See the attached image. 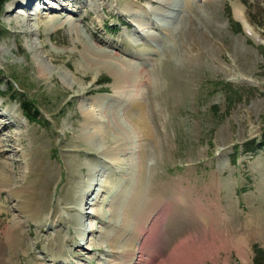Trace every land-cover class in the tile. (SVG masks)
<instances>
[{"label":"rangeland","instance_id":"1","mask_svg":"<svg viewBox=\"0 0 264 264\" xmlns=\"http://www.w3.org/2000/svg\"><path fill=\"white\" fill-rule=\"evenodd\" d=\"M248 1L6 3L0 126L7 127L0 132V164L8 162L9 179L0 180V264H131L117 257L135 236L133 216L123 219L120 211L129 202L136 208L130 190L139 173L140 207L153 199L159 204L143 208V233L132 246L147 245L132 264H253V246L264 248V146L238 156L233 147L264 135V43L233 30L226 14L229 5L240 18V9L264 40V0ZM141 8L149 10L151 25L134 22ZM60 18L67 21L53 28ZM86 43L147 70L136 99L150 135L133 129L141 109L128 95L115 94L110 68L86 61ZM15 89L35 99L48 123L24 117L10 97ZM95 95L102 100L91 101ZM86 109L104 130L86 122ZM108 147L123 154L107 155ZM14 216L22 224H14ZM151 228L163 255L153 257L149 249ZM121 232L123 241L111 246L108 240ZM81 241H89L81 243L84 251Z\"/></svg>","mask_w":264,"mask_h":264},{"label":"bare ground","instance_id":"2","mask_svg":"<svg viewBox=\"0 0 264 264\" xmlns=\"http://www.w3.org/2000/svg\"><path fill=\"white\" fill-rule=\"evenodd\" d=\"M26 1V0H25ZM45 1V0H43ZM137 1V0H135ZM151 1H157V2H162L163 0H147V2H149L151 4ZM166 1H171V0H166ZM163 3V2H162ZM77 5V4H76ZM131 7H133L134 5H130ZM136 6V5H135ZM141 7H143V5H141ZM156 9L159 8L158 6H154ZM146 8V7H145ZM161 8V7H160ZM159 8V9H160ZM58 9V8H57ZM132 8L128 9L127 12H129L131 14V11ZM142 9V13L139 14V16H134V20L136 22L139 23L140 26H143V25H151V20L149 19V10L148 9H144V8H141ZM61 10V9H60ZM162 10V9H161ZM160 10V12H161ZM22 11V10H21ZM164 11V10H162ZM137 12V11H136ZM236 12H237V16H240L242 15L241 14V11L239 9H236ZM159 13V12H158ZM163 13V12H162ZM138 14V13H137ZM136 15V14H135ZM158 15V14H157ZM162 15V14H161ZM158 17V16H157ZM154 18V17H153ZM159 19V18H158ZM164 20V19H163ZM167 20V19H166ZM67 21V19H58L56 24L54 25L53 28H56L60 25H63L64 22ZM162 22V21H161ZM156 23V22H155ZM153 25V24H152ZM156 25V24H155ZM52 28V29H53ZM142 45V44H141ZM82 54L84 55V57L86 58V61L92 65V66H102V67H106V68H110L114 73L113 75L116 77L115 78V81H114V92L115 94H119V95H122V96H127L128 97V100L132 103V102H135L134 104L137 106L136 109H141V112H142V115L144 113V108H143V105H142V102L137 101L136 97L137 95H139L138 93H140L138 90L143 89V84H146L148 82V74H146V71H144L143 69H141V65L133 60H128V59H124V57H121L119 54H117L116 52L114 51H106L104 49H96L94 48L93 46H91L90 44H85L84 47H83V50H82ZM148 61H149V58H147ZM120 61H123V63L126 64V67L123 69V64H121ZM138 65V66H136ZM138 91V92H136ZM103 98V97H102ZM91 101H94V102H97L98 100H102L100 98V96H92L90 97ZM104 99V98H103ZM144 101V100H143ZM140 102V103H139ZM84 103V102H83ZM91 105V104H90ZM99 105V104H98ZM134 105V106H135ZM96 106V105H95ZM95 108V107H94ZM87 120L86 122L88 124H93V126H96L97 127V131H102L104 129H102V126L101 125H97L99 123V120H97V118H94L95 115L92 111L90 110H87ZM140 112V113H141ZM84 114V113H83ZM133 116V115H132ZM131 116V117H132ZM0 118H1V114H0ZM116 119H118L116 117ZM115 119V120H116ZM132 120V118H131ZM135 121V122H134ZM115 122V121H114ZM151 123V122H150ZM103 124V123H102ZM132 125H133V129H135V131L137 132H142V133H145V134H148L150 135L151 132H152V128L151 126L149 125V121L147 119V117H145L143 115V117H139L135 120H132ZM105 126V125H104ZM7 127V124L2 122L1 123V126H0V132L3 131L5 128ZM91 127V126H90ZM108 128V127H106ZM105 133V132H104ZM7 137H10L9 140L10 141H16V137L13 136V135H10V136H7ZM142 138V137H141ZM133 140V139H132ZM99 144V142H97ZM134 143V142H133ZM116 148H122L124 147L126 151L128 152H132L129 150L128 146L126 145H121V144H118L116 143ZM140 146V144H139ZM130 147V146H129ZM125 152V151H124ZM142 151L140 150L139 153H141ZM4 155L7 153V150H3L2 152ZM105 153L107 155H110V153H112L111 155L115 157L117 156H121L123 153H117V152H113L112 149L110 147L106 148L105 150ZM103 154V153H102ZM138 155V154H137ZM112 158V157H111ZM113 158V159H114ZM118 158V157H117ZM144 158V157H143ZM5 161V160H4ZM116 161V160H115ZM117 162V161H116ZM10 163V162H9ZM118 163V162H117ZM138 163V162H137ZM8 162H5V164H0V178H2L4 181H6L7 179H9V175H8V169L9 167H7L8 165ZM142 164V163H141ZM98 165V164H97ZM140 165V164H139ZM138 165V167H139ZM10 166V165H9ZM97 167V166H96ZM145 170V169H143ZM141 168L139 169L140 172L143 171ZM148 170V169H147ZM137 171V170H136ZM143 179V175L141 173L138 174V186L133 188L132 190H130V193H133L132 194V199L131 200H137V201H134L135 204H136V208H131L130 206V202L128 203V205L126 206L127 208L125 209V212L124 210L120 211L121 215L123 216V219L124 216L128 217V216H133L134 218V239L131 240V245L128 244V243H125V247H129V248H126L124 249L123 251L120 252V254H117V257H120V258H123V259H127L126 261H130L129 263L132 264L133 260H134V257H135V254L137 251L140 252V249H145L146 248V243L144 241L141 242L140 246H132L135 244V242L137 241V236L136 234L139 233V232H142L143 233V223L144 221L142 222L143 218H145V213L143 212V208H145L147 211H150V209L152 208H155L159 202L155 203V200L153 199L150 203H148L147 205L144 204V207L142 206V208L140 207V203L141 201H144L143 197L139 194L138 196H136L135 194H137V192L141 191L142 187H141V184L140 182L142 181ZM99 183V182H98ZM107 183V182H106ZM104 184V183H103ZM160 186V185H159ZM106 187V186H105ZM89 189V192L86 191L85 192V195H89L91 196V194H93V192L91 191V189H93L92 187H88ZM96 189V188H95ZM102 190V189H101ZM107 190V189H106ZM105 191V190H104ZM125 191V190H124ZM128 192V191H127ZM113 193V192H112ZM125 194V192H124ZM128 194V193H126ZM136 197V198H135ZM149 198V197H148ZM92 201V200H91ZM90 201V203H91ZM157 201H159L157 199ZM168 201V200H167ZM165 203V202H164ZM167 203V202H166ZM165 203V204H166ZM170 204V203H169ZM87 205V204H86ZM168 205V203H167ZM135 206V205H134ZM166 206V205H165ZM1 207V206H0ZM170 207V206H169ZM166 208V211H167V207H164L163 206V209ZM88 209V208H87ZM130 209H133L132 211ZM171 209V208H170ZM1 210V209H0ZM153 210V209H152ZM159 210V209H158ZM171 211V210H170ZM160 212V211H159ZM164 211H162L163 213ZM144 213V215H143ZM147 213V212H146ZM168 214V213H167ZM98 215V214H97ZM147 215H150V213H147ZM146 215V216H147ZM165 215V214H164ZM22 216V215H21ZM20 217L19 216H14V224L15 223H20V220L19 219ZM146 219V218H145ZM160 219V218H159ZM158 219V221H159ZM157 221V217H156V220L155 222ZM157 221V223H159ZM16 224V225H17ZM22 224V223H20ZM155 224V223H154ZM10 226V225H9ZM153 226V225H152ZM151 226V227H152ZM155 226V225H154ZM158 226V225H157ZM154 228V227H153ZM6 229V228H5ZM9 229V233H11L12 231L10 230L11 227H8ZM155 229V228H154ZM158 229V228H157ZM156 229V231H158ZM125 235L126 233H120V234H116V235H113V238L111 240H108L109 244L111 246H115L116 243H120L121 241H123V239L125 238ZM142 235V234H141ZM143 236V235H142ZM159 236V235H158ZM106 239V237H104ZM150 240V246H149V249H151L152 251V255L153 257H156L157 255L159 254H162L160 249H159V246L160 244L158 243H155L156 239H157V234H155V231L151 228V231L149 233V236L147 239ZM146 241V242H147ZM89 241H86L85 243H83V246L87 247V244H88ZM148 243V242H147ZM162 245V243H161ZM117 246V245H116ZM124 247V248H125ZM113 249V247H110ZM164 248V247H163ZM162 248V249H163ZM144 251V250H143ZM146 252V251H145ZM163 255V254H162ZM52 259V258H50ZM147 259V258H146ZM159 259V258H158ZM54 262H56L57 260L55 259H52ZM143 260V259H142ZM125 261V260H124ZM165 261V260H164ZM53 262V263H54ZM68 263V261H67ZM116 264V263H115Z\"/></svg>","mask_w":264,"mask_h":264},{"label":"trees","instance_id":"3","mask_svg":"<svg viewBox=\"0 0 264 264\" xmlns=\"http://www.w3.org/2000/svg\"><path fill=\"white\" fill-rule=\"evenodd\" d=\"M7 1L8 0H0V18H1V13L4 10V6ZM1 31H6V29L2 27V22L0 19V32ZM11 96L18 98L20 100L24 113L26 114L28 118L32 119V118H36L37 116H40L39 107L36 105L34 100L32 101L29 99V95L16 90ZM262 143H264V138H263ZM261 252L262 254H264V250H261Z\"/></svg>","mask_w":264,"mask_h":264}]
</instances>
